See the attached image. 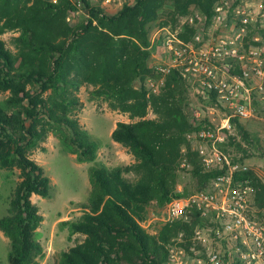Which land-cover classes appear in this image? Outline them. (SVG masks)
Here are the masks:
<instances>
[{
  "label": "trees",
  "instance_id": "1",
  "mask_svg": "<svg viewBox=\"0 0 264 264\" xmlns=\"http://www.w3.org/2000/svg\"><path fill=\"white\" fill-rule=\"evenodd\" d=\"M163 1L134 0L108 14L91 0H0V168L20 170L8 214L0 218V230L10 239V264H36L43 251L35 240L43 216L32 196L49 197L51 178L30 157L31 151L54 132L79 161L97 157L98 141L74 116L81 105L77 92L86 83L93 84L92 93L105 97L112 109L139 118L117 122L112 132L113 140L128 147L136 162L91 168L90 201L80 219L66 223L71 233L85 238L63 251L58 264H162L171 238L180 230L192 233L194 226L181 221L162 225L155 235L140 224L152 201L164 205L189 193L176 190L175 177L185 135L197 128L185 112L187 79L180 73L167 75L159 94L135 87L153 72L147 26ZM216 2L175 0L180 12L195 5L208 22ZM78 4L88 19L73 27L67 14L78 10ZM8 30L20 31L16 52L1 38ZM190 30L180 36L190 39L196 29ZM4 93L8 96L1 99ZM150 109L154 118H146ZM240 131L248 136L241 125ZM228 145L240 147L232 135ZM202 173L208 180L219 171L207 172L198 164L194 174ZM262 187L255 198L260 206Z\"/></svg>",
  "mask_w": 264,
  "mask_h": 264
},
{
  "label": "built area",
  "instance_id": "2",
  "mask_svg": "<svg viewBox=\"0 0 264 264\" xmlns=\"http://www.w3.org/2000/svg\"><path fill=\"white\" fill-rule=\"evenodd\" d=\"M214 11L209 32L197 29L204 15L196 11L188 20L195 34L186 40L169 32L151 63L162 83L176 71L205 100L227 109L220 124L201 117L194 121L196 137L209 149L201 151L203 167L219 173L195 192L167 202L161 216L151 213L149 221L161 226L180 221L194 226L191 234L180 230L165 245L162 264H264V206L257 204L252 181L243 175L248 165L223 150L232 119L253 117L258 90H264V33L258 30L264 0H217ZM149 85L158 91L152 78Z\"/></svg>",
  "mask_w": 264,
  "mask_h": 264
},
{
  "label": "rangeland",
  "instance_id": "3",
  "mask_svg": "<svg viewBox=\"0 0 264 264\" xmlns=\"http://www.w3.org/2000/svg\"><path fill=\"white\" fill-rule=\"evenodd\" d=\"M91 3L101 6L108 14H116L126 3L133 4L134 0H91ZM78 7V10L69 11L67 14V21L73 27L85 23L88 19L83 6L78 4ZM196 11L200 10L195 5H191L186 13H182L176 8L175 0L163 1L157 18L147 26L152 50L149 59L150 68L151 63L160 53L163 38L169 32L190 33L191 28L196 29V27L188 24L189 17ZM213 25V19L208 22L204 16V19L199 21L197 29L209 32ZM258 30L264 33V23L260 24ZM19 35L20 31L18 30H8L1 38L6 42L7 47L16 52L15 38ZM152 71L151 76L144 80H137L135 87L137 89L143 88L149 93L159 94L166 79L162 83L159 75L153 69ZM151 78L155 80L158 91H154L149 85ZM94 88L95 86L90 83L81 86L77 92L81 105L74 110V116L79 119L83 128L98 141L99 149L96 159L85 162L79 161L77 154L72 153L66 143L54 132H50L47 139L41 142L40 146L31 151L30 154V157L36 160L44 168L46 175L51 178L49 197L44 198L35 194L32 196V201L38 206L39 212L43 216V221L35 230V240L43 247L42 253L36 258V264H58L63 251L84 240L83 234L71 233L70 226L66 223L80 219L85 206L90 201L92 191L91 168L99 165L107 167L126 166L136 162V157L128 147L113 140L112 132L116 128L117 122H132L139 120V118H132L127 112L112 109L105 97L92 93ZM28 89L36 91L32 85H29ZM186 90L185 112L192 123L197 121V117L207 119L215 124L223 122L227 116V109L216 105L214 101L205 100L196 85L188 80ZM7 96L8 93H4L1 95V99ZM253 106V117L240 119L239 124L232 122L230 135L235 139V143H240V147L226 145L223 150L232 157L239 158L248 165L249 171L253 172V175L247 177L252 181L256 198L258 191L263 188L262 185L264 186V90L263 92L258 90V96ZM199 113L201 116H198ZM154 117L155 114L150 109L146 118ZM240 125L248 132V136L240 131ZM202 145L203 143L195 135V130L185 135L181 144L182 155L179 160L178 175L175 177V186L178 192L188 190L187 195H189L200 189L208 181L205 178L206 173L194 174L198 164L203 167L202 149L209 151L207 147L202 148ZM193 153H197L198 156L194 157ZM184 159H187L186 166L183 165ZM19 174L18 168H0V218L8 214L13 192L20 180ZM125 175L133 180L136 178L134 173H126ZM165 205H161L157 201H152L149 204L146 218L142 221L147 225L145 230L148 233L155 235L161 229L158 220L149 221V219L152 217L151 213H155V217L161 216ZM9 251L10 239L0 230V264H10Z\"/></svg>",
  "mask_w": 264,
  "mask_h": 264
}]
</instances>
